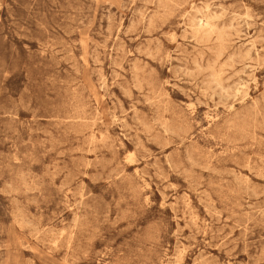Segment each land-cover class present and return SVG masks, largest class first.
I'll return each instance as SVG.
<instances>
[{
    "label": "rangeland",
    "instance_id": "374dc122",
    "mask_svg": "<svg viewBox=\"0 0 264 264\" xmlns=\"http://www.w3.org/2000/svg\"><path fill=\"white\" fill-rule=\"evenodd\" d=\"M0 264H264V0H0Z\"/></svg>",
    "mask_w": 264,
    "mask_h": 264
},
{
    "label": "bare ground",
    "instance_id": "6f19581e",
    "mask_svg": "<svg viewBox=\"0 0 264 264\" xmlns=\"http://www.w3.org/2000/svg\"><path fill=\"white\" fill-rule=\"evenodd\" d=\"M204 20V19H203ZM202 21V20H201ZM204 26H207V25H204ZM202 27H203V25H202ZM228 30V29H227ZM220 50V49H219ZM237 56V55H236ZM238 58V57H237ZM240 60V59H239ZM217 62V61H216ZM226 62H228V61H226ZM233 65V64H232ZM231 65V66H232ZM222 68V67H221ZM234 69V68H233ZM219 76V75H218ZM219 78V77H218ZM231 91V90H230ZM223 96V95H222ZM192 217V216H191Z\"/></svg>",
    "mask_w": 264,
    "mask_h": 264
}]
</instances>
